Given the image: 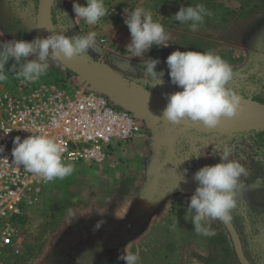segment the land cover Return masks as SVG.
Wrapping results in <instances>:
<instances>
[{
	"label": "rangeland",
	"instance_id": "obj_1",
	"mask_svg": "<svg viewBox=\"0 0 264 264\" xmlns=\"http://www.w3.org/2000/svg\"><path fill=\"white\" fill-rule=\"evenodd\" d=\"M72 4L73 0H52L53 28L66 35L97 33L96 50L79 55L84 61L95 66L111 64L138 88L167 100L165 94L179 88L170 82L165 58L176 49L211 50L232 67L230 86L241 97L264 104V0H105L109 11L112 6L129 11L143 7L164 26L168 46L154 45L145 54V58H159L156 68L165 71L164 83L155 87L137 83L143 79V61L128 58L126 24L109 12L103 18L108 30L96 31L97 26L75 16ZM196 4H203L212 15L192 31L188 23L176 21L174 14L181 6ZM36 5L37 0H0V41H31L39 36ZM13 62L10 59L5 69ZM42 76L59 83L71 75L59 61L51 60ZM14 77L9 72L0 84H8ZM104 93L112 104L123 108L124 102ZM136 110L148 119L140 123L135 155L128 153L126 145L110 148L104 163L73 164L71 175L48 182L40 201L24 208L23 222H16L20 241L12 247L0 245V264H125L117 256L129 253L139 255L138 264H240L222 221H212L215 235L204 237L184 218L196 188L184 169L194 173L219 162L213 149L222 143L234 146L233 156L248 170L241 178L239 207L231 222L251 264H264V146L246 132L264 126V116L238 110L216 127L205 128L200 123L173 124ZM259 117L263 118L256 122ZM173 129L180 132L175 140L159 136ZM200 152V158L186 159ZM101 216L106 223L93 232L92 225Z\"/></svg>",
	"mask_w": 264,
	"mask_h": 264
},
{
	"label": "clouds",
	"instance_id": "obj_2",
	"mask_svg": "<svg viewBox=\"0 0 264 264\" xmlns=\"http://www.w3.org/2000/svg\"><path fill=\"white\" fill-rule=\"evenodd\" d=\"M72 7L75 16L93 26L110 12L105 0H86L83 5L73 0ZM124 12V23L130 32V42L126 45L128 58L139 57L143 61L140 65L143 79L137 83H150L151 87L162 85L165 71L156 68L159 58H145V54L154 45L168 46L164 26L143 7H134L131 11L125 8ZM62 13L67 18V13ZM211 15L212 12L203 4H196L181 6L174 18L180 23H188L190 29L196 31L205 17ZM96 36L95 31L86 35L52 32L45 37H34L31 41H0V81L6 80L11 72L26 84L34 83L47 72L51 60L71 59L89 53L90 49L95 51ZM30 56L33 58L28 59ZM10 59L14 62L6 70L5 65ZM165 63L170 82L179 88L165 94L167 103L160 116L168 122L178 124L182 120H190L205 128H214L222 118L235 116L242 107L240 94L229 83L233 78V69L219 54L211 50L176 49L165 58ZM11 130L8 129L5 134ZM30 133L23 139L20 136L13 138L11 154L17 166H22L45 183L62 180L73 173L74 165L64 161V148L57 139L48 134ZM3 151L4 147L0 145V153ZM213 151L218 153L219 162L204 165L194 172L192 178L197 186L189 198L184 216L185 220H191L194 232L204 237L215 235L210 227L212 221L230 222L233 219L232 213L239 207L241 178L248 175L246 167L233 156L234 146L222 143ZM202 154L189 155L186 159L200 158ZM184 178L181 175L180 180ZM105 223L101 216L92 225V231L100 230ZM117 260L138 264L140 257L134 253L120 254Z\"/></svg>",
	"mask_w": 264,
	"mask_h": 264
},
{
	"label": "built area",
	"instance_id": "obj_3",
	"mask_svg": "<svg viewBox=\"0 0 264 264\" xmlns=\"http://www.w3.org/2000/svg\"><path fill=\"white\" fill-rule=\"evenodd\" d=\"M124 9L112 6L110 12L124 23ZM68 74L59 83L41 76L34 83L14 77L0 84V145L4 147L0 153L1 246L12 247L20 241L14 218L40 201L48 183L15 164L11 154L14 137L23 139L30 131L48 134L64 148L66 163L100 165L110 148L132 140L142 130L139 110L133 105L124 102L123 108L117 107L101 89L88 86L71 71ZM8 129L12 130L5 134Z\"/></svg>",
	"mask_w": 264,
	"mask_h": 264
},
{
	"label": "water",
	"instance_id": "obj_4",
	"mask_svg": "<svg viewBox=\"0 0 264 264\" xmlns=\"http://www.w3.org/2000/svg\"><path fill=\"white\" fill-rule=\"evenodd\" d=\"M51 2L52 0H37L35 17L37 31L40 37H45L49 33L54 32L51 19ZM59 62L92 86L101 89L118 100L133 105L135 108L162 118L160 115L166 106L167 100L131 85L118 76L109 65L103 64L101 66H95L84 61L78 55L71 59H61ZM241 103L247 107L238 110H251L264 115V104L247 97H241ZM180 123L187 126L195 124L190 120H182ZM186 173L193 180L194 173L189 171ZM194 182L197 186V182ZM222 223L229 234L238 262L240 264H251L244 253L240 237L233 223L231 221Z\"/></svg>",
	"mask_w": 264,
	"mask_h": 264
},
{
	"label": "crops",
	"instance_id": "obj_5",
	"mask_svg": "<svg viewBox=\"0 0 264 264\" xmlns=\"http://www.w3.org/2000/svg\"><path fill=\"white\" fill-rule=\"evenodd\" d=\"M78 3H80V4H85L84 3V1L83 0H79L78 1ZM90 26H93V25H90ZM97 26V29H96V31H100L99 29H102L101 31H107L108 30V28H109V25L107 24V21H105V20H103V18L96 24V25H94V27H96ZM102 34V33H101ZM79 56V55H78ZM80 57V56H79ZM109 66L112 68V66H111V64H109ZM113 69V68H112ZM116 69H117V67H116ZM114 70V69H113ZM114 72L118 75V76H120L121 78H123L122 77V75L118 72V69L117 70H114ZM124 79V78H123ZM124 80H126L128 83H130L131 85H133V86H136V85H134L132 82H130V81H128L127 79H124ZM136 87H138V86H136ZM140 88V87H139ZM137 111V110H136ZM138 115H139V120H140V123H142V120H144V119H148V116H146V115H144V114H142L141 113V111H139L138 112ZM164 120V119H163ZM143 124V123H142ZM179 131H177V130H170V131H165V132H163V133H160L159 134V136L160 137H162V140L163 139H172V138H174V140L177 138V136L179 135ZM141 136V134L139 133V134H137L132 140H129V141H127V142H125L124 144H122L123 146L124 145H126V149L128 150V153H132V154H134L135 155V153H136V150L137 149H139V143H137L136 141H137V139H140L139 137ZM122 145H120V146H122ZM164 145V144H163ZM119 146V147H120ZM163 147H166V146H163Z\"/></svg>",
	"mask_w": 264,
	"mask_h": 264
},
{
	"label": "trees",
	"instance_id": "obj_6",
	"mask_svg": "<svg viewBox=\"0 0 264 264\" xmlns=\"http://www.w3.org/2000/svg\"><path fill=\"white\" fill-rule=\"evenodd\" d=\"M51 19H52V24H54L52 16H51ZM245 107H247V106L242 104V107L240 109H244ZM178 125H183V124L178 123ZM246 132L250 133L252 135V137H253V140H255L259 145L264 146V126H259V127H256V128H250V129L246 130ZM14 220H15V222L22 223L23 222V217L21 215H18V216H16L14 218ZM223 238H224L225 241H227L225 237H223Z\"/></svg>",
	"mask_w": 264,
	"mask_h": 264
},
{
	"label": "bare ground",
	"instance_id": "obj_7",
	"mask_svg": "<svg viewBox=\"0 0 264 264\" xmlns=\"http://www.w3.org/2000/svg\"><path fill=\"white\" fill-rule=\"evenodd\" d=\"M252 112H255V111H252ZM259 115V114H258ZM264 116V115H263ZM263 117H259L256 122H259L260 120H262Z\"/></svg>",
	"mask_w": 264,
	"mask_h": 264
}]
</instances>
